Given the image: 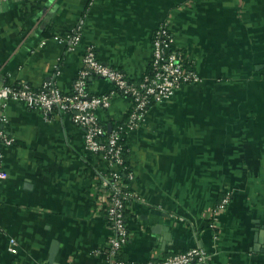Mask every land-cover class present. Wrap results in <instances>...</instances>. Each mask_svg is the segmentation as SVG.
<instances>
[{"label":"crops","instance_id":"obj_1","mask_svg":"<svg viewBox=\"0 0 264 264\" xmlns=\"http://www.w3.org/2000/svg\"><path fill=\"white\" fill-rule=\"evenodd\" d=\"M164 22L201 80L149 107L128 135L135 197L122 258L141 264L198 247L209 264H264V0H9L0 3V84L51 81L70 93L91 46L140 78ZM90 81L92 94L115 90L109 79ZM130 107L117 93L97 114L108 127ZM4 115L15 140L1 162L0 264H106L108 162L86 148L71 113L9 100Z\"/></svg>","mask_w":264,"mask_h":264},{"label":"built area","instance_id":"obj_2","mask_svg":"<svg viewBox=\"0 0 264 264\" xmlns=\"http://www.w3.org/2000/svg\"><path fill=\"white\" fill-rule=\"evenodd\" d=\"M9 0H0V3ZM82 24L78 25L70 37L69 47H75L81 40ZM153 52L149 62L151 70L140 77L139 82H132L121 70L106 65L97 58L94 47H88L84 55V64L70 93L63 92L53 82H45L39 88L27 84L15 85L10 83L0 84V190L6 177L1 166L3 149L12 145L14 138L9 136L2 128L5 119L4 109L9 100L25 103L32 109H40L45 115L55 111L72 114L75 124L84 129L86 148L94 153L102 154L108 162L109 171L102 179L100 188L106 193L104 210L111 224V235L102 246L106 264H134L123 259L120 254L131 237V230L126 219L129 202L135 193L129 190V182L123 178L124 165L122 133L127 128L128 134L138 128L147 115L149 107L171 98L182 86L197 83L201 80L194 64L188 55L175 47V39L168 22L162 23L153 36ZM101 77L114 82L115 90L110 94H92L87 86L90 78ZM122 94L131 99L128 119L109 132L108 127L101 121L97 114L99 108H110L114 94ZM124 121V119L120 120ZM107 135V137H106ZM134 178L133 171L128 172V180ZM1 201V192H0ZM231 201L230 194H225L216 208V214L226 210ZM217 220V218H215ZM216 228V222L211 225ZM9 250L18 252L17 242L10 239ZM210 255L203 248H191L186 251L172 254L165 258H156L154 255L141 264H209Z\"/></svg>","mask_w":264,"mask_h":264},{"label":"trees","instance_id":"obj_3","mask_svg":"<svg viewBox=\"0 0 264 264\" xmlns=\"http://www.w3.org/2000/svg\"><path fill=\"white\" fill-rule=\"evenodd\" d=\"M176 47V46H175ZM189 65H191L192 66V69L193 68H195V65L194 64H191V63H189ZM118 69V68H117ZM196 69V68H195ZM150 70H151V65L149 64L148 65V67H147V70H146V73H148V72H150ZM142 77V76H141ZM96 78V77H95ZM140 79L141 78H137V79H130V81H132V82H139L140 81ZM91 84V81L90 80H88L87 81V86H88V88H89V85ZM190 85V84H189ZM128 97V96H127ZM129 112H130V109L126 112V114H125V116H124V121H116V122H113V124H112V126L113 127H117V125L118 124H124L125 122H126V119H128V116H129ZM105 124V123H104ZM105 126H106V128H107V125L105 124ZM128 132H127V128H124V132L122 133V143H123V145H124V150H123V156H124V165H126L127 166V168L126 169H124L123 170V178L125 179V181L126 182H129V185H130V188H129V190H132L131 189V184H130V181L128 180V172L130 171V170H132V167H131V165H130V161H129V144H128ZM106 137H107V135H106ZM100 155H102V154H100ZM109 171V170H108ZM108 171L105 173V176L107 175V173H108ZM224 197V195L221 197V199ZM221 199H220V201H221ZM219 201V202H220ZM127 212V211H126ZM127 219V218H126ZM127 221H128V219H127ZM120 256L122 257V255L120 254Z\"/></svg>","mask_w":264,"mask_h":264},{"label":"water","instance_id":"obj_4","mask_svg":"<svg viewBox=\"0 0 264 264\" xmlns=\"http://www.w3.org/2000/svg\"><path fill=\"white\" fill-rule=\"evenodd\" d=\"M90 79H92V78H90ZM111 129H112V124L110 123V124L108 125V130H109V132L111 131Z\"/></svg>","mask_w":264,"mask_h":264}]
</instances>
